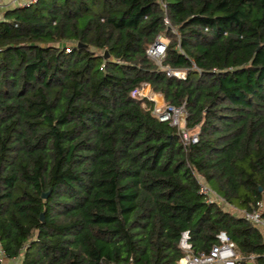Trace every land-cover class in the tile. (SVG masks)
I'll return each mask as SVG.
<instances>
[{
    "label": "trees",
    "instance_id": "trees-1",
    "mask_svg": "<svg viewBox=\"0 0 264 264\" xmlns=\"http://www.w3.org/2000/svg\"><path fill=\"white\" fill-rule=\"evenodd\" d=\"M158 37L159 65L146 53ZM143 84L184 106L195 144L132 97ZM257 203L264 215V0L5 11L0 264H175L185 232L192 254L223 233L241 264H264L262 232L238 214Z\"/></svg>",
    "mask_w": 264,
    "mask_h": 264
},
{
    "label": "built area",
    "instance_id": "built-area-1",
    "mask_svg": "<svg viewBox=\"0 0 264 264\" xmlns=\"http://www.w3.org/2000/svg\"><path fill=\"white\" fill-rule=\"evenodd\" d=\"M37 0H14L18 7H26L33 5ZM6 0H0V6ZM167 24V21L165 20ZM156 43H159L156 45ZM166 45L161 40L160 37L156 39L154 44L147 50V56L160 64V60L163 58L165 53ZM169 75L176 76L178 78H185V73L183 76H178L176 72L169 71ZM147 85L143 84L139 89L132 92V97L138 99H148L154 102V107L152 114L159 120V122L167 123L170 126L176 127L180 140L183 145L195 144L197 142V135L189 132L185 128L186 121V111L184 106L174 107L166 106L163 102L158 103L155 99L153 93L148 92L146 89ZM200 193L204 195L208 202H213L217 204H222L224 207H228L225 203L216 196L206 185L200 186ZM229 208V207H228ZM263 204L257 203L256 206L249 212L242 211L239 215L246 221L252 223L260 231L264 232V215L262 214ZM219 243L213 245L207 253L192 254L190 253V245L188 244V235L183 233L180 239V247L185 252V255L179 259L175 264H241V260L238 257V252L233 243H231L225 234L220 233L217 236ZM17 261L16 259L12 260ZM16 264H19L18 262Z\"/></svg>",
    "mask_w": 264,
    "mask_h": 264
},
{
    "label": "crops",
    "instance_id": "crops-1",
    "mask_svg": "<svg viewBox=\"0 0 264 264\" xmlns=\"http://www.w3.org/2000/svg\"><path fill=\"white\" fill-rule=\"evenodd\" d=\"M16 6L17 5H16V2H14V0H6V2L3 4V6H0V20L3 19L4 13H5L6 10L13 9ZM146 89H147L148 92H151L148 86L146 87ZM153 95L159 97L160 101L162 100V102H163V99H162L161 95H158V94H153ZM261 232H262L263 237H264V232L263 231H261ZM17 262L19 263L18 260L13 262L12 260L2 259L1 264H16Z\"/></svg>",
    "mask_w": 264,
    "mask_h": 264
},
{
    "label": "water",
    "instance_id": "water-1",
    "mask_svg": "<svg viewBox=\"0 0 264 264\" xmlns=\"http://www.w3.org/2000/svg\"><path fill=\"white\" fill-rule=\"evenodd\" d=\"M158 44H159V43H156V45H158ZM47 195H48V193H47V194H43V195H42V198H44V199L47 198ZM41 219H42V217H41ZM247 264H253V263H252V262H249V263H247Z\"/></svg>",
    "mask_w": 264,
    "mask_h": 264
},
{
    "label": "bare ground",
    "instance_id": "bare-ground-1",
    "mask_svg": "<svg viewBox=\"0 0 264 264\" xmlns=\"http://www.w3.org/2000/svg\"><path fill=\"white\" fill-rule=\"evenodd\" d=\"M176 74L181 77L183 76V72H176ZM156 99L159 100V97L156 96Z\"/></svg>",
    "mask_w": 264,
    "mask_h": 264
},
{
    "label": "rangeland",
    "instance_id": "rangeland-1",
    "mask_svg": "<svg viewBox=\"0 0 264 264\" xmlns=\"http://www.w3.org/2000/svg\"><path fill=\"white\" fill-rule=\"evenodd\" d=\"M155 98H156V96H155ZM159 103H161L162 102V100L160 101V99L159 100H157ZM164 103V102H163Z\"/></svg>",
    "mask_w": 264,
    "mask_h": 264
}]
</instances>
